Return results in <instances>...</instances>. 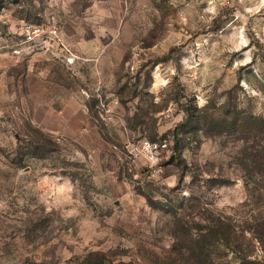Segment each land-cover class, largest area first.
<instances>
[{"label": "rangeland", "instance_id": "obj_1", "mask_svg": "<svg viewBox=\"0 0 264 264\" xmlns=\"http://www.w3.org/2000/svg\"><path fill=\"white\" fill-rule=\"evenodd\" d=\"M51 15L89 44L72 64L14 52L22 22ZM250 115H264V0H0V264H204L194 240L218 221L231 238L215 264H264ZM145 137L172 142L157 164L135 150Z\"/></svg>", "mask_w": 264, "mask_h": 264}, {"label": "built area", "instance_id": "obj_2", "mask_svg": "<svg viewBox=\"0 0 264 264\" xmlns=\"http://www.w3.org/2000/svg\"><path fill=\"white\" fill-rule=\"evenodd\" d=\"M19 31L22 37L19 43L21 48L14 49L16 54L21 53L24 49L30 53L39 52L52 56L66 64L75 62L74 51L63 34L62 25L58 16L51 15L46 21L41 22L23 21ZM96 108L99 119L105 123L109 124L115 120L116 113L114 105L108 102L101 93L97 94ZM99 119L96 120L99 121ZM171 146L172 142L168 138L150 140L145 137L140 140L135 150L142 153L150 164H157L162 154L170 151Z\"/></svg>", "mask_w": 264, "mask_h": 264}, {"label": "trees", "instance_id": "obj_3", "mask_svg": "<svg viewBox=\"0 0 264 264\" xmlns=\"http://www.w3.org/2000/svg\"><path fill=\"white\" fill-rule=\"evenodd\" d=\"M250 119L255 121V137L257 136H264V115H250ZM226 123V120H224ZM224 124V123H223ZM185 126L184 124H181L179 128H183ZM178 131V129H177ZM264 159V158H263ZM262 173L264 174V160L261 165ZM182 219H178L180 227L186 231V232H192V228L184 225L181 223ZM178 224V222H177ZM199 234H197L195 237L196 240H194V253L197 256H200V258L204 261V264H215V260L212 256L213 249L215 243H220L223 241L229 242L231 235L230 230L228 228H225L223 226V223L221 221L218 222H210L206 225L204 229H200V231H197ZM178 238V235H175ZM261 236L264 237V232L261 231ZM262 237H259L262 239ZM256 263L253 260L248 259L247 257H243L241 261L235 264H254ZM76 264H129L128 262H125L123 260L116 261L115 259L110 258L108 255H106L103 252H97V251H91L87 254H85L83 257L78 258Z\"/></svg>", "mask_w": 264, "mask_h": 264}, {"label": "crops", "instance_id": "obj_4", "mask_svg": "<svg viewBox=\"0 0 264 264\" xmlns=\"http://www.w3.org/2000/svg\"><path fill=\"white\" fill-rule=\"evenodd\" d=\"M66 27H67V21L63 23L62 25V31H63V34L66 38V40L68 41V43L70 44L72 50L74 51V54H75V61L79 58V56L82 54L80 53L81 51V48H83L84 46H89L88 43H85L84 41L81 40V38H78L75 42H73V45L72 43L69 42V35L67 33V30H66ZM81 37V34L80 36Z\"/></svg>", "mask_w": 264, "mask_h": 264}]
</instances>
